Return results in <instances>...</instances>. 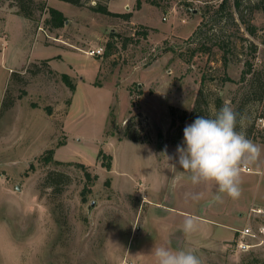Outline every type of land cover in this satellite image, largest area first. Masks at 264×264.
<instances>
[{
  "label": "rangeland",
  "instance_id": "374dc122",
  "mask_svg": "<svg viewBox=\"0 0 264 264\" xmlns=\"http://www.w3.org/2000/svg\"><path fill=\"white\" fill-rule=\"evenodd\" d=\"M42 1L29 19L18 0H0V264H154L161 244L202 264H263L264 243L236 241L264 225V0L237 10L230 0L224 12L222 0H44L66 16L60 28L45 23ZM200 89L206 118L229 105L237 131L261 147L237 199L193 185L176 163L192 123L182 112ZM51 148L57 162L45 163ZM51 171L68 176L56 190ZM187 215L197 228L186 236Z\"/></svg>",
  "mask_w": 264,
  "mask_h": 264
},
{
  "label": "clouds",
  "instance_id": "9594fccd",
  "mask_svg": "<svg viewBox=\"0 0 264 264\" xmlns=\"http://www.w3.org/2000/svg\"><path fill=\"white\" fill-rule=\"evenodd\" d=\"M237 117L227 104L213 117L199 116L185 126L183 143L176 147V163L193 185L214 184L218 193L232 199L241 195L243 168L261 156V147L237 131ZM180 227L186 236L191 235L197 228L196 218L185 216ZM150 255L154 264H202L192 250H173L167 244L155 245Z\"/></svg>",
  "mask_w": 264,
  "mask_h": 264
},
{
  "label": "trees",
  "instance_id": "16d2710c",
  "mask_svg": "<svg viewBox=\"0 0 264 264\" xmlns=\"http://www.w3.org/2000/svg\"><path fill=\"white\" fill-rule=\"evenodd\" d=\"M27 1H28V3H27ZM61 1L67 2V3L72 4V5L81 6L87 0H61ZM229 1L230 0H222V2L220 4L221 12L226 11L227 6L229 5ZM242 1L243 0H233V4H234L233 7L235 8V10L240 9V7L242 6ZM96 4L97 5L93 7L94 10H98V11H101V12L107 13V14L116 15L115 13L110 12V10L108 9V7L106 5H103V4H100L97 2H96ZM17 5L19 7V13H21L24 17L29 18V19L33 17V13L35 10L33 6L35 5V0H18ZM258 5H259L258 7H261L264 11V4L261 3ZM40 7H41V9L46 8L48 11L49 16L45 19V23L47 25L51 26L52 28H60L64 25V23L66 21V16L64 15V13L60 9L53 7V6H47L46 1H44V0L42 1V4L40 3ZM129 16L130 15L128 14L127 17H129ZM250 29L253 32V28H250ZM142 34L144 36H146L147 32H142ZM42 62L45 65H49L48 59H45ZM34 66H36V65L34 64ZM252 66H253L252 62L248 61L247 62V68L243 71V76H242L243 79L246 78L247 74L251 73ZM16 73L14 72L13 76L17 75ZM62 77L64 78L65 82L72 89H74V85L70 82L69 76L66 73H64V74H62ZM200 99H202V89H200V94L196 99L195 106H194V109L192 110V112L189 114L187 112H182L183 113V115L181 116L182 121L190 120L193 122L199 116H205V115H206L205 117L208 116L209 113H207V110L199 111L198 106L200 105V101H201ZM221 103H222V101L218 100V105H220ZM12 104H13V101L10 100L8 98V96H6L2 102V109L1 110L8 109ZM177 111H178V109L175 107L170 108V114L172 117V122H171L172 125H174L176 123L175 116H176ZM0 114H1V112H0ZM177 133H178V137H181V133H182L181 126H178V132ZM128 138L135 140V141L138 140L137 138H135L133 136H128ZM53 154H54V149L51 148V149L47 150L45 155H43L41 158L45 163H49L51 161L57 162L56 160H54ZM101 156L104 157V159H105L103 161V165L106 166L108 169H111L112 160H113L112 156L109 154L103 155V152L100 151L99 157H101ZM67 177H68L67 174H65L64 172L51 171V172H49V174L45 178V184L47 183L46 184L47 186L54 187V189L56 190L58 183L64 181V179Z\"/></svg>",
  "mask_w": 264,
  "mask_h": 264
},
{
  "label": "built area",
  "instance_id": "2783aa9c",
  "mask_svg": "<svg viewBox=\"0 0 264 264\" xmlns=\"http://www.w3.org/2000/svg\"><path fill=\"white\" fill-rule=\"evenodd\" d=\"M89 55H101L103 54V48L92 49L88 52ZM243 172H251L249 166L243 168ZM255 211V210H254ZM258 213L264 211L262 209L257 210ZM238 241L236 245L239 249L249 250L250 248L256 247L261 243H264V225L261 226L258 230H255L251 224H248L246 227L238 231ZM258 240V241H256ZM121 264H130V262L125 259Z\"/></svg>",
  "mask_w": 264,
  "mask_h": 264
},
{
  "label": "water",
  "instance_id": "95a60500",
  "mask_svg": "<svg viewBox=\"0 0 264 264\" xmlns=\"http://www.w3.org/2000/svg\"><path fill=\"white\" fill-rule=\"evenodd\" d=\"M93 203L91 204L90 208L92 207Z\"/></svg>",
  "mask_w": 264,
  "mask_h": 264
}]
</instances>
